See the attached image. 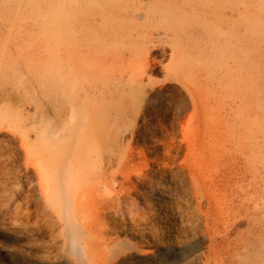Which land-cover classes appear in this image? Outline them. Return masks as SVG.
<instances>
[{"label":"bare ground","instance_id":"6f19581e","mask_svg":"<svg viewBox=\"0 0 264 264\" xmlns=\"http://www.w3.org/2000/svg\"><path fill=\"white\" fill-rule=\"evenodd\" d=\"M20 2L39 27L23 38L0 28V136L8 135L0 175L28 182L12 170L17 154L32 169L37 199L30 212L33 194L22 193L23 217L49 216L42 224L59 229L52 238L74 264H137L156 252L123 243L112 225L125 223L122 233L154 247L167 230L179 245L185 224L174 222L186 216L175 197L186 191L204 216L201 237L146 264H264L254 41L264 33V0ZM10 6L0 0V17ZM61 17L62 73L45 52ZM243 220L247 230L237 227Z\"/></svg>","mask_w":264,"mask_h":264},{"label":"rangeland","instance_id":"374dc122","mask_svg":"<svg viewBox=\"0 0 264 264\" xmlns=\"http://www.w3.org/2000/svg\"><path fill=\"white\" fill-rule=\"evenodd\" d=\"M10 1L13 6L12 7L10 6L11 8L5 12L6 13L5 16L0 17V28L2 29L5 27L6 29H9L7 33L9 36L13 38H23L25 36H28L27 33H35V34H32V36L36 37L37 36L36 30H38V27H39L38 21L36 17L33 16L30 7H28L27 2H20V0H10ZM254 3L259 5L257 1ZM255 12H257V10ZM29 30L30 32H28ZM54 33L56 34L57 39L55 41L54 40H50L49 42L47 41L48 44L46 42L45 52L48 55L49 60L52 63H54L57 69L61 71L62 73V17H61L59 24L55 27ZM261 34L262 33L260 32H258L257 34H254V41L258 43V46L260 47L258 48V53L260 54V57L258 56V71H256V75H257L256 103L258 104V106H257V113H256L257 123H256L255 131L257 134L256 146L258 150L264 149V36H261ZM257 35H258V38H257ZM262 35H264V33ZM249 36L250 35L248 33L247 26L245 24H242L241 30H240V37L242 39H247ZM38 42L39 41H36L34 46L37 47L39 45ZM157 54H159V51L155 50L153 52V55H157ZM165 63H168L167 60ZM2 83H3V80L1 77L0 84ZM51 87L52 86H50V88ZM50 99L54 104L59 105L61 104L60 101H62V96L57 95V94L53 95V93L51 92ZM139 125H141V122H139ZM0 138L8 139L7 133L1 134ZM14 147L16 151L19 150V143L15 142ZM24 160H25V157L23 155L21 154L15 155L13 158L11 167H13L12 170L14 169L15 172H18L21 175V177L29 175L28 182L26 181V178H22L23 183L22 181L17 182V180H14L13 182L12 179H11L12 181L11 182L10 179H8V177H6L5 175H0V180L2 181V182L0 181V184H1L0 185V188H1L0 189V264H50V263L51 264H74L73 262L68 260L66 257L62 258V242H59L61 241L60 238L56 239V241L52 238L57 234L58 232L57 230L59 229L54 228V230L55 229L56 230H55V233H53L54 230L46 226V225L50 226L51 224L49 223L50 221L47 222L45 225H43L45 223L44 219H48L49 216L41 217L42 220L40 219L39 222H38L39 220L38 215L42 216L41 213L38 215L37 213H34L33 216L35 215L36 217L32 216L33 218L30 219V221H27V217L26 219L25 217H23V216H26L23 214L25 210L22 211L25 205L26 199L25 197L23 198V196L25 195H22V193H27L24 191H28V193L33 194L31 195V197L33 196L32 201L33 199L35 200L37 199L36 198L37 192H35L36 190L34 191L33 189L32 191L33 186H35L36 184V178L32 177L33 175H32L31 167H30L31 172L30 171L27 172V167L25 163L23 162ZM31 161L33 162V158L32 160L30 158L28 162L30 163ZM32 162L30 164L31 166H32ZM257 165H258V169L260 170L264 169L263 163H258ZM14 166L16 169L14 168ZM23 167H26V168L23 169ZM29 172L32 175L31 178H30ZM19 183H20V186L18 187ZM19 193L22 195V199L20 198L21 196H19L20 195ZM176 196L177 197L175 198H179V199H176L178 200V202L176 201L178 206L176 204L174 210L176 212H180L179 210H181V214L183 215L182 218H184V216H186V218L182 219V221L175 220L174 224L180 225L184 223L185 224L184 231L186 230L185 233L187 234V238H188V239L187 238L185 239V242L180 243L179 245L176 242H174V238L170 236L169 231L166 232L167 230L163 231V234H162L163 238L160 239L158 246L154 247V246H148L147 242H144L141 240H136L135 242H133L132 238L129 235L122 233V229H127V226L125 223H123L124 225L122 224L112 225L111 232L114 234H118L120 237L119 239H121L120 241H122L123 243L136 244V246H138L141 250L152 249L156 252V255H154L153 257L151 255L143 256L144 259L142 261L138 260L137 264H146L149 261L153 262L155 259L162 258V256L164 257V255H166L167 253V250H168L167 248H172V247L177 248L182 245H189V244L193 245L201 237V231L203 230V228H205V224L203 223L204 220L202 222V219L204 218V216H202V214L199 213L198 210L197 211L199 214L197 213L196 211L197 207L195 206L196 203L194 202L195 201L194 197H192L191 193L188 194V192L186 191ZM128 197L130 199H135L140 209L145 211L147 214H150V212L154 211L155 205L145 204L143 202V199L142 200L141 198L139 199V197L135 193H132V192L129 193ZM190 198L192 199L191 202H190ZM35 200L30 205V207H33V208H29L30 212L34 211ZM191 203H194L195 205ZM190 204L192 206H190ZM193 206H195L196 209H194L195 207ZM176 207L178 208L176 209ZM191 207H193V209ZM189 209H191V211L193 212L192 213L193 216L190 215L191 211ZM193 210H195L196 215L194 214ZM15 212L16 214H18V216L14 214ZM187 212H189V214ZM188 216H190V218ZM129 217H130L129 215L125 216V221L126 223L131 224ZM192 218L194 220L193 222H192ZM53 219L54 218L52 217V219H49V220H53ZM118 221L121 222L122 219H120L119 217ZM190 221L192 222V224L190 223ZM195 221H196V224H195ZM55 225L56 227L59 228V225L57 224ZM131 225L133 226V224ZM188 226H191L192 228ZM237 227L241 230H247L248 221L243 220L241 223L237 224ZM53 240H54V243H53ZM56 242L57 243L59 242L60 244H57ZM52 260H54V263H52ZM46 261H48L49 263H47Z\"/></svg>","mask_w":264,"mask_h":264}]
</instances>
